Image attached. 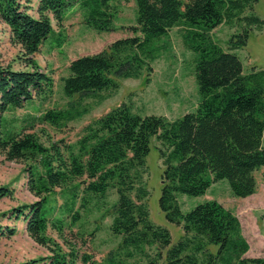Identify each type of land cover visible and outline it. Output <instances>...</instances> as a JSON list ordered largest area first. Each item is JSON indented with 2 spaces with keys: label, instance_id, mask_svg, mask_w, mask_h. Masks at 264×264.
<instances>
[{
  "label": "trees",
  "instance_id": "16d2710c",
  "mask_svg": "<svg viewBox=\"0 0 264 264\" xmlns=\"http://www.w3.org/2000/svg\"><path fill=\"white\" fill-rule=\"evenodd\" d=\"M136 25L133 36L111 43L99 53L78 57L62 79L63 95L87 96L116 90L118 80L148 76L160 52L158 40L181 27L184 47L194 55L193 75L199 102L193 112L175 120L139 115L125 104L86 125L74 144L62 140L44 144L33 131L38 125L60 128L88 112L78 102L66 110L48 109L8 120L5 114L28 101L45 102L53 79L42 71L34 55L53 33L52 22L62 26L69 11L80 12L83 24L96 32H111L117 14L115 0H0V19L12 42L19 46L25 69L0 65V156L22 162L27 190L37 200L9 210V219L22 218L29 237L45 247L47 256L19 264H124L125 258L155 248L156 264H264V257H244L249 246L238 218L215 200L182 212L178 195L197 197L225 180L231 194L246 198L256 191L254 174L264 180V69L244 74L235 51L244 47L251 27L263 21L252 10L258 0H133ZM32 11V12H30ZM220 25H240L242 30L222 49L209 36ZM59 38L57 45L60 46ZM77 105V106H76ZM81 107V108H79ZM17 123V124H15ZM159 143L163 166L159 208L166 220L181 227L183 236L172 244L170 232L149 219L145 186L146 157L150 141ZM59 190L66 197L62 215L53 217L48 196ZM114 191L109 231L120 237L117 253L103 261L80 254L66 237L80 219L75 211L91 198ZM13 190L0 186V200ZM57 234L58 240L48 235ZM15 227H0V236L11 237ZM217 247L212 251L211 247ZM165 250V254L162 252Z\"/></svg>",
  "mask_w": 264,
  "mask_h": 264
},
{
  "label": "rangeland",
  "instance_id": "374dc122",
  "mask_svg": "<svg viewBox=\"0 0 264 264\" xmlns=\"http://www.w3.org/2000/svg\"><path fill=\"white\" fill-rule=\"evenodd\" d=\"M112 4L117 14L111 32H96L87 28L83 24L80 12L73 10L67 13V19L60 28L54 21L52 22L53 33L34 55V59L39 68L53 79V91L45 102L39 99L28 101L24 107L5 114V118L21 120L26 115H37L48 109L66 110L78 102V106L88 109V112L79 119L60 128L38 125L31 131L37 133L44 144L59 140L64 144H74L82 136V130L86 125L122 104L129 106L132 112L139 115L163 116L170 121L195 110L199 94L193 75L194 55L183 45L182 26L172 28L166 36L158 40L160 52L151 64L152 71L148 76L144 72L139 79L118 80L116 90L81 97L75 95L72 98L63 95L62 79L68 75V66L72 60L99 53L114 41L133 36L130 28L136 25L134 1L115 0ZM244 15H254L263 21L260 28L251 27L248 30L246 45L235 51L242 63L243 73L247 74L252 68L264 69V0H258L253 4L252 10H247ZM241 30L240 25L233 27L220 25L209 32V36L222 49L227 50L229 40ZM59 38L63 40L60 46L57 45ZM20 58L19 46L12 42L8 27L0 19V65H10L15 70L25 69ZM158 147L159 143L152 139L146 157L147 173L144 176L145 186L149 192L146 204L149 219L155 225L166 228L171 234L172 244H175L183 236V231L181 227L166 220L165 213L158 205L163 172ZM254 177L256 191L246 198L234 197L225 180L212 184L204 195L197 197L178 195V203L184 213L197 204L210 200L217 201L231 211L238 218L241 234L248 243L249 249L244 255L248 258L264 257V180L260 172H256ZM26 182L24 164L9 162L0 156V186H8L13 190L11 197L0 200V227H15L17 230L11 237L0 236V264H19L48 255L45 247L38 245L29 237L22 218L15 221L9 219V215H3L13 208L37 200L27 190ZM48 199L49 206L54 208L53 217L64 218L66 225L70 226V218L61 213L65 207L66 197L56 189ZM115 201L114 191L108 192L105 198H91L82 209L80 197L76 200L74 210L80 212V219L72 228V232L78 235L74 236L66 230V237L73 240L80 254L90 255L100 262L109 254L117 253L120 237L112 235L109 231L111 206ZM48 235L58 240L57 234L50 229ZM155 248H145L146 255L134 254L131 258H125L124 264H151L150 262L155 260ZM216 248L212 246L211 250L214 251ZM162 253L165 254V250ZM156 264H164V261H158Z\"/></svg>",
  "mask_w": 264,
  "mask_h": 264
},
{
  "label": "crops",
  "instance_id": "0c3cea01",
  "mask_svg": "<svg viewBox=\"0 0 264 264\" xmlns=\"http://www.w3.org/2000/svg\"><path fill=\"white\" fill-rule=\"evenodd\" d=\"M36 0H33V4H35Z\"/></svg>",
  "mask_w": 264,
  "mask_h": 264
}]
</instances>
